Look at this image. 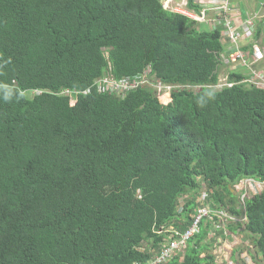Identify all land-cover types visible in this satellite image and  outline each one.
Segmentation results:
<instances>
[{
  "label": "trees",
  "instance_id": "trees-1",
  "mask_svg": "<svg viewBox=\"0 0 264 264\" xmlns=\"http://www.w3.org/2000/svg\"><path fill=\"white\" fill-rule=\"evenodd\" d=\"M217 19L210 28L162 0H0V264H145L190 226L198 180L207 201L245 216L227 231L264 264V189L243 203L234 192L264 182V89L236 70L213 90ZM258 42L264 17L243 50ZM108 67L117 80L149 68L171 90L116 98L94 85ZM221 235L202 223L167 264H215Z\"/></svg>",
  "mask_w": 264,
  "mask_h": 264
},
{
  "label": "built area",
  "instance_id": "built-area-1",
  "mask_svg": "<svg viewBox=\"0 0 264 264\" xmlns=\"http://www.w3.org/2000/svg\"><path fill=\"white\" fill-rule=\"evenodd\" d=\"M196 1L202 6L199 14H196L193 10L186 9L187 0H181L179 4L173 2V0H162V4L165 10L182 14L197 23L206 24L210 28L218 25L217 16L221 14V25L223 27L222 44L224 45V53L221 54V65L224 64L225 66L229 64H238L241 68L236 70H241L243 76L240 83L256 89H264V70H256V68H254L255 65L257 66L264 61V47L258 43H254L251 44L250 50H243V48H245L243 37L252 36L255 20L263 18L264 13L260 14L261 16L257 13H252L243 20L241 25L237 26L233 23L230 15L232 0H218L219 3L216 6H210L206 0ZM176 6H182L184 9L178 10L175 8ZM260 8L264 9V0L261 1ZM213 12L216 13V18L210 15V13ZM226 47L227 51L225 49ZM94 85L99 91L107 92L119 99H123L129 92L142 86H150L153 89L164 93L171 90V87L169 86L154 83L151 80V70L149 68H146L135 78L117 80L112 76L110 67H108V69L95 80ZM232 86L233 83L228 81L227 76L225 79H219L217 85L213 89L217 88V90H221L224 87ZM62 94L72 96L77 94V92L64 90ZM242 182H249L250 189L252 183H258L252 179H244L239 183ZM239 193L240 201L243 203V199L247 194L243 191H239ZM199 198L200 197L196 200V207L191 218L190 226L184 232L172 230L173 236L169 237L168 240L161 245L158 252L155 253L154 256L145 264H167L177 256L182 257L187 246V242L199 231L202 223H210L213 229L222 232V235H226L227 240V235L229 234L227 231L228 225H242L246 220L245 216L236 217L229 214L225 209L215 207L211 202L206 200V196L204 195L200 198V200ZM214 234L211 233L212 236H215ZM222 235L219 237L218 243L219 240H221Z\"/></svg>",
  "mask_w": 264,
  "mask_h": 264
},
{
  "label": "rangeland",
  "instance_id": "rangeland-1",
  "mask_svg": "<svg viewBox=\"0 0 264 264\" xmlns=\"http://www.w3.org/2000/svg\"><path fill=\"white\" fill-rule=\"evenodd\" d=\"M181 0L176 1V3H180ZM238 0H232L234 4H237ZM178 10L184 9L182 6L180 7H175ZM261 16L260 14H258ZM260 20V19H258ZM258 20H255L254 23L258 22ZM248 35V34H247ZM251 35V34H250ZM252 41V36H244L243 37V43H250ZM260 42V41H259ZM258 42L259 45H261ZM238 64H229L219 67L218 70V76L219 79H225L230 72L236 71V69H240ZM254 68L256 70H264V61L258 64L257 66L255 65ZM240 71V70H239ZM217 90V88L213 89ZM34 94L30 93L29 97H32ZM199 181V190L197 191L196 194H191L187 199L191 200V198L195 199V204L196 200L198 197H202L203 195L206 196L208 191L205 187V184L202 180ZM245 189V191H244ZM264 189V182H258V183H252L251 189L249 188V182H242L239 183L235 188L234 192L235 194L239 193V191H243L244 193L248 194H257L260 193ZM240 197V194H239ZM199 198V200H200ZM185 199V197L183 198ZM208 200V198H207ZM186 199L180 202V206H183L185 203ZM210 202V201H208ZM212 254L215 257L216 264H254L253 255L256 256L257 260L259 261V257L256 255L255 247L253 245L252 240L246 236L245 234H228L227 235V240H226V235H222L221 240H219V243L213 247Z\"/></svg>",
  "mask_w": 264,
  "mask_h": 264
},
{
  "label": "crops",
  "instance_id": "crops-1",
  "mask_svg": "<svg viewBox=\"0 0 264 264\" xmlns=\"http://www.w3.org/2000/svg\"><path fill=\"white\" fill-rule=\"evenodd\" d=\"M179 0H173L176 2ZM262 0H238L237 4L231 3L230 15L233 23L237 26L241 25L243 20L252 13L263 14L264 9L260 8V3ZM210 6H216L219 2L218 0H206ZM212 17L216 18V13H210ZM227 51V47L225 48Z\"/></svg>",
  "mask_w": 264,
  "mask_h": 264
},
{
  "label": "clouds",
  "instance_id": "clouds-1",
  "mask_svg": "<svg viewBox=\"0 0 264 264\" xmlns=\"http://www.w3.org/2000/svg\"><path fill=\"white\" fill-rule=\"evenodd\" d=\"M10 93L9 94H6L5 96H4V99L7 101L8 99H10Z\"/></svg>",
  "mask_w": 264,
  "mask_h": 264
}]
</instances>
